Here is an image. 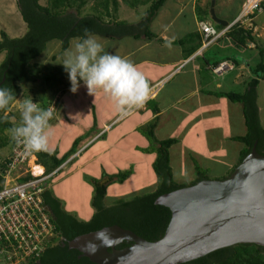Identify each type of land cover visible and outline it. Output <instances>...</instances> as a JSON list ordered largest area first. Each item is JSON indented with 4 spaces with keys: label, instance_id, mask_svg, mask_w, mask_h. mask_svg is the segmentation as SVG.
Returning <instances> with one entry per match:
<instances>
[{
    "label": "crops",
    "instance_id": "obj_1",
    "mask_svg": "<svg viewBox=\"0 0 264 264\" xmlns=\"http://www.w3.org/2000/svg\"><path fill=\"white\" fill-rule=\"evenodd\" d=\"M149 1L150 0H147V3L140 6H146L149 4ZM172 1L173 0H167L151 22L152 25L149 27L153 35L151 38H146L144 36L137 39L126 37L119 39L118 42L120 44L117 43L116 46H111L107 48V50L104 47V50L109 54H113L112 52L118 49L117 51L119 52H117V55L126 58L136 65L138 70L142 72L148 80L152 87V96L143 108L136 109L129 116L123 118L119 115L116 108H114L109 115L105 116V109L102 110L101 106L103 105L105 107V101L102 95L105 93L100 91L95 96L90 95L95 107L101 104L98 105L96 109H92L95 110L92 113L93 117L89 116L82 122L78 120L80 117H75L70 120V123H77V128L65 125L64 114L67 110L58 111L56 117L52 118L54 119L53 122L52 119L50 120L49 123L52 126L50 138L53 141L49 142L48 152H55L57 159L69 155L70 152L73 154L64 161V163H66L69 160L64 168L61 169V171H64V169L68 170L67 178H73V175L77 173L76 169L94 171L96 175L97 173L95 170L97 169V164L91 167L89 165L98 163L102 155L106 153L107 148L112 149L118 142L124 140H127L125 141L126 146L132 145V149L127 150L129 153L138 157V160L143 161L149 158L148 165H150L153 171L152 164L156 159V154H148L146 152L143 154V151L148 149L149 144L144 136L137 133L138 129L142 130L153 121H155L153 134L157 141L168 139H174L176 141L168 150L169 163L175 161L174 168L170 167L172 179L175 183L183 184V182L179 181L178 183L174 180L173 171L177 170L178 167L182 165L187 168L190 167V157L193 155L200 160V165L203 161L207 163H213L211 161H216L221 164L227 163L225 169L221 172V179L227 177L230 171L236 166L238 154L242 149L241 144L232 140L236 137V131L232 130L229 126L228 133L230 135L224 138L227 139V141L224 139L221 141L218 140V144L223 147L222 151L213 153L215 155L209 157L211 154H208L209 151L207 146L210 143L211 137H209L208 131L205 130V128L207 129L205 124L206 119H204L203 122L202 117H205V113L208 109L212 110L213 108L215 112H221L222 115H226V118L235 126L236 102L229 101L225 95L236 94L237 83L242 82L245 85V82L247 83L255 78L256 75L253 74L252 69L258 64L259 53L257 54L254 43H248L245 49H237L236 45L228 41L227 38L226 40L225 38H220L222 40L219 39L206 45L200 26L201 24H209L212 21L209 14L211 6L210 1L193 0L192 5H190L187 10L182 9L181 11H176V9H173L169 14L164 10L169 2L174 4L177 0ZM216 1L217 0H215L213 5L214 14L218 19L227 23L230 22L228 17L232 15L235 17L239 13L241 4L243 3V0H233L230 2L220 0V11H215ZM234 1L237 2L236 7L233 6ZM118 3L122 4L120 0H118ZM137 8L136 6L132 9ZM203 10H207L210 18L202 15ZM185 11L190 15L189 24L172 28L173 19L182 17ZM163 16L172 20L168 21L166 18L165 21H163V19L161 21ZM141 17L132 22H122L129 24L137 23ZM255 20H257V16L251 20L250 25H247L248 28L244 26L243 28L249 29L257 43L264 49V22H260L259 25H257ZM72 40L75 42L77 41V39ZM72 40L70 44L73 43ZM127 42H133L132 47L129 46ZM102 45L104 46L103 43ZM122 50L124 52H122ZM244 51L248 53V56H243L242 53ZM240 55L242 57L239 58ZM236 58H239V61H237ZM220 65L223 69L214 72V69ZM85 87L86 85L81 80L78 89H84ZM219 107H221L220 110ZM67 113L74 114V110H70ZM96 121L99 122L100 125L94 127V122ZM83 123L88 124L87 126H83ZM192 126H199L194 130V133L190 135L197 138L195 139L199 145L193 140L192 143H190L194 146L192 147L193 150H187L183 142H185L184 138L189 133L188 130H192ZM159 131H162L164 135L162 138L164 139H158L157 133ZM245 132L246 131H244L243 135H245ZM129 137L132 138L131 142ZM61 138L62 143L60 145ZM133 140L135 141L133 142ZM135 142L137 143L133 145ZM236 143L239 144L237 149ZM226 144L232 145L235 148L233 154H236V156L233 155V158L230 156V153L226 156L228 154V152H225L224 148ZM201 145L206 146V152L199 150L198 146ZM95 148L98 149L93 153L89 152L90 149L93 150ZM138 148H141V150ZM117 156L119 157L120 155ZM92 167L95 169L91 170ZM192 177L193 179L189 178L186 182L193 181L195 176ZM155 179L154 186L151 187L150 185L151 190L149 193L154 191L157 187V178L155 177ZM47 191L50 192L49 190ZM125 194L128 195V191H126ZM51 196L54 197L53 194H51ZM138 196L141 195L138 194ZM66 213L70 214L68 211H66ZM93 214H89L85 220L75 218L79 221H88Z\"/></svg>",
    "mask_w": 264,
    "mask_h": 264
},
{
    "label": "trees",
    "instance_id": "obj_2",
    "mask_svg": "<svg viewBox=\"0 0 264 264\" xmlns=\"http://www.w3.org/2000/svg\"><path fill=\"white\" fill-rule=\"evenodd\" d=\"M90 1L49 0L47 6L43 7L39 4V0H16L19 14L26 25V32L19 38H9L6 33H0V53H5L4 60L0 63V88L11 89L13 95L17 97L18 94L16 95V93L19 89L17 84L25 81L35 82L34 76H36V73L31 69L35 67L31 63L44 53L47 44L57 41L60 44L61 51L65 52L72 39L84 36V29L90 30L94 36L106 39L119 40L126 37L137 39L141 36L151 38L153 35L149 28L150 24L167 0H150L144 16L141 17L139 22L133 24L116 21L115 14L118 9V0H99V8L95 9L94 13L81 15V11ZM120 1L131 8L138 5V3L133 2V5L129 4L131 0ZM145 3H147V0L141 1L140 5ZM238 14L230 22L236 19ZM202 15L210 18L207 10H203ZM209 24L217 31L223 28L213 21ZM223 36L220 38H225V40L227 38L228 41L236 45L237 49H245L248 43H254L260 59L252 69L257 79L253 78L248 81L244 93L225 95L231 102L241 103L243 108L245 135L232 139L242 145L237 158L236 165H238L250 153L254 144L256 152L264 156V128L260 125L256 105L258 76H260V73H264V49L251 35V31L244 29L240 23H236ZM23 99L19 96L17 102L19 103ZM35 100L34 98L33 102L38 103ZM11 106L14 107V104L7 109L0 110V149L6 146L9 149L14 141L13 139L9 141L7 138L11 134L10 130L15 127L10 120L12 115H15ZM43 107L46 108V105ZM154 128L155 121L143 128L142 131L151 141L147 151L156 154V159L152 164L153 172L157 177L155 190L141 196H135L128 201H117L111 206H105L103 200L106 195V187L109 183L115 181H125L128 174L119 173L110 176L106 180L107 185L100 183L95 186L94 200L92 201L95 212L88 221H79L74 216L66 213L62 209L59 200L52 197L47 190L44 191L42 200L44 206L51 210L55 218L53 223L57 243L48 247L38 260L30 261L29 264H94L86 257L81 256L78 251L69 249L68 242L80 235L109 226H118L129 230L149 242L157 241L163 236L170 221L171 213L168 208L155 204L157 198L180 188L194 185L201 180H209V178L205 172L195 165V180L183 184L175 183L169 167L168 150L176 141L174 139L157 141L153 134ZM35 155L37 164L41 165L45 169V173L48 174L60 167L73 154L70 152L69 155L61 159L56 158L55 152H38ZM4 165L5 163L0 165L2 173L5 168ZM1 181L2 177L0 176V183ZM125 246V244H121L117 246V249ZM230 249L236 252L233 260L234 258L240 259L237 264H264V257L260 256L258 252L261 247L255 245H236L215 251L209 256L218 255ZM205 258L196 259L192 263L206 264ZM215 264H233V261L232 258L222 259L220 257Z\"/></svg>",
    "mask_w": 264,
    "mask_h": 264
},
{
    "label": "rangeland",
    "instance_id": "obj_3",
    "mask_svg": "<svg viewBox=\"0 0 264 264\" xmlns=\"http://www.w3.org/2000/svg\"><path fill=\"white\" fill-rule=\"evenodd\" d=\"M48 1L49 0H39V4L45 7L47 6ZM141 1L143 0H131V2L129 3L132 5L133 3L135 4L138 3L137 9L129 8L124 3L118 4V9L115 14L116 21L132 22L143 16L149 4L142 7L140 6ZM209 1L211 5L212 0ZM219 1L220 0L216 1L215 11H220ZM230 1L233 0H226V2H230ZM236 1H234L233 3V6L235 7L237 5ZM98 2L99 0H91L90 3L81 11V15L94 13L95 12L94 10L99 8ZM192 2L193 0H177L174 4L169 2L165 6L166 9L164 11L170 14L173 11V9H176V11L178 10L181 11L182 9L187 10L189 6L192 5ZM244 2L245 0H243V3ZM263 12L264 11H261L259 13H256L255 15L257 16V20H255L257 25H259L260 22H264ZM209 14H210V10H209ZM166 18L168 19V17L163 16L161 18V21L162 19L163 21H165ZM233 18L234 15L228 17V20L231 21ZM169 20L172 19H168V21ZM189 21H190V15L188 12L185 11L182 14V17L173 19L172 28L182 25L186 26L189 24ZM247 25H248L247 22L244 23V27L248 28ZM1 32L6 33L9 38L22 37L26 32V25L22 21L21 16L19 14L16 5V0H0V33ZM95 37L97 38L99 43L104 44L103 48L105 47L106 50L107 48L111 46H116L117 43H119L118 40L103 39L98 36ZM72 41L73 43L69 45V48L75 43L74 40ZM127 43L129 46L132 47L133 42H127ZM106 50L104 51L107 52ZM117 50L118 49H116L112 53L114 55L115 54L117 55L118 54L117 52H119ZM122 52L124 51L122 50ZM64 53L65 52L61 51L60 44L57 41H52L48 43L44 53H42V55H40L37 59H35L31 63V65L35 67V68H31L32 71L36 73V76H34L35 82L25 81L20 84H17L19 86L18 87L19 89L18 92L16 93V95L18 94L16 98L17 101L19 99V96H21V98L22 97L32 98L33 100L35 98L36 99L35 101H38V103L41 104V107H43L44 105L48 106L51 103L53 110V118L56 117V113L58 111L67 110L68 112L70 110H74V114H68L67 112L64 114V120H65L64 123H66L65 124L66 126L69 127L72 126L74 128H77L76 127L77 123L76 122L70 123V120L75 117H80L78 120L82 122L89 116L93 117L92 113L95 110L92 109H96L98 105L101 104H98L95 107L94 102L91 100V96L89 94L87 87H85L84 89H78L75 93L71 91V81L69 75L65 71L64 66L59 64L62 62ZM242 54L243 56H248V53L245 51ZM257 54H258V50H257ZM4 57H5V53L4 52L0 53V63L4 60ZM240 57L242 56L240 55L239 58ZM239 58H236L237 61H239ZM259 61L260 59L258 60V62ZM222 69L223 68H220L219 71H221ZM259 75H260L258 76L259 83L256 88V105L258 108L260 125L264 128V73L263 74L260 73ZM254 79H257V77L255 76ZM247 83L245 82V85L242 82L237 83L236 94H243L244 89H246ZM102 95H103V100L105 101L104 103L105 107L103 105L101 106H102V110L105 109L104 112L106 116L113 111L115 106L106 94H102ZM11 107L15 115L13 114L10 120L11 122L14 123L13 124L14 126H17L20 122V110L16 111L17 107H13V106ZM220 108L221 107H219V110ZM242 110H243L242 104L236 103L235 126H233V124H231V121L226 118V115H222L221 112L218 111L220 113L219 115V113L215 112L213 108L212 110L208 109V111L205 113V117L204 116L202 117L203 122L204 119H206L205 124L207 129L205 128V130L208 131V135L209 137H211L210 143L207 146L209 151L208 154H211L209 155V157L215 155L213 153H218L222 151L223 147L218 144V140L221 141L224 138H226L225 136L230 135L228 133L229 126L231 127L232 130L236 131V137H238L237 135L243 136L244 131H246V127L245 124L243 123L244 118H243ZM53 120L54 119H52V122ZM87 124L88 123H83L82 125L87 126ZM99 125H100L99 122L97 121L94 122V127ZM198 127L199 126H192V130H188L189 133L184 138L185 142H183V144L186 146L187 150H193L192 147L194 146L190 144L192 143L193 140L197 145H199V143H197L196 141L197 138L195 137L196 138L195 139L193 136H190L194 133V130ZM137 133H140V135L144 136L147 139L148 144H151L150 139L147 138V136L141 129H138ZM157 136L158 139L160 140L164 139L162 138L164 136L162 131H159L157 133ZM7 138L9 141L12 140L11 134L8 135ZM165 138H169V137H165ZM129 140L131 142L132 138L129 137ZM224 140L227 141V139ZM51 141L53 140L50 138L49 142ZM125 141L127 140L118 142L116 146H114L112 149L107 148L106 153L102 155L101 160L98 161V163H92V165H89L91 167L97 164V169L95 170V172L97 173L96 175L94 174V171H87L86 169L83 170L76 169L77 173L73 175V178H69V177L67 178L68 170L64 169V171L62 170L59 174H57L47 182V190H49L51 194H53V196L59 200V202L61 203V207L65 211H68L72 216L76 217L77 219L85 220V218H87L89 214L91 213L93 214L95 212V209L92 205V201L94 200L93 197L95 193L94 189L96 184L104 183L107 185L108 183H106L107 182L106 180H108L110 176L118 175L119 173L122 174L127 173L128 177L123 182L115 181L114 183H109V185L106 187L107 190L103 202L105 206H111L117 201H128L134 196H138V194L143 195L149 193V191L151 190L150 185L151 187H153L156 181L155 179L156 175L151 170L150 165H148L149 158H146L143 161L138 160V157L128 152L127 149H132V145L126 146ZM134 141L135 140H133V142ZM61 143H62V138L60 145ZM136 143L137 142L133 143V145ZM238 145L239 144L236 143V149ZM198 147L199 150H202V152L205 151L206 148L205 145H201ZM224 148H225V152H228L226 156H228L230 153V156H232L233 158L234 155L233 152H235V148L232 145H227V144L224 146ZM97 149L98 148H95L93 150L90 149L89 152L93 153ZM138 149L141 150V148ZM7 150H8L7 146L5 148H1L0 154L2 155L5 154ZM175 151L177 152L176 149ZM145 152L151 154L152 151H147L145 149L143 151V154ZM117 155L120 156L118 157ZM234 156H236V154ZM211 162L213 163H207L203 161L202 164L200 165L199 164L200 160L197 159V157L195 158V156L193 155L190 157V162H189L190 167L187 168L186 166L180 164L182 166L178 167L177 170L173 171L174 180H176L178 183L179 181L184 183L188 181L189 178L193 179L192 176L196 177L194 170L195 165H197L203 172H205L210 180H221V172L223 169H225L227 163L221 164V163H217L216 161H211ZM174 165H175V161L169 163V167L171 168L172 167L174 168ZM93 169L95 168L92 167L91 170ZM126 191H128L129 193L128 195L125 194Z\"/></svg>",
    "mask_w": 264,
    "mask_h": 264
},
{
    "label": "water",
    "instance_id": "obj_4",
    "mask_svg": "<svg viewBox=\"0 0 264 264\" xmlns=\"http://www.w3.org/2000/svg\"><path fill=\"white\" fill-rule=\"evenodd\" d=\"M214 2L211 19L226 27L214 14ZM155 204L171 213L159 240L149 242L109 226L76 237L68 248L94 264H184L236 245L264 248V156L254 144L224 179L201 180L158 197ZM121 244L126 246L117 249Z\"/></svg>",
    "mask_w": 264,
    "mask_h": 264
},
{
    "label": "built area",
    "instance_id": "obj_5",
    "mask_svg": "<svg viewBox=\"0 0 264 264\" xmlns=\"http://www.w3.org/2000/svg\"><path fill=\"white\" fill-rule=\"evenodd\" d=\"M261 11H264V0H246L236 19L221 30L201 24L205 44L218 40L236 23L250 25L252 16ZM220 68L221 65L214 72ZM15 107L16 111L20 110L19 105ZM67 162L46 174L37 164L35 153L25 154L15 141L5 154H0V165L5 163L3 173L0 171V264H29L57 243L53 219L43 204L42 193L47 190V182ZM34 166L41 167L42 172L34 174Z\"/></svg>",
    "mask_w": 264,
    "mask_h": 264
},
{
    "label": "clouds",
    "instance_id": "obj_6",
    "mask_svg": "<svg viewBox=\"0 0 264 264\" xmlns=\"http://www.w3.org/2000/svg\"><path fill=\"white\" fill-rule=\"evenodd\" d=\"M59 64L69 75L73 93L82 80L90 95L105 93L122 118L143 108L152 96V87L138 67L126 58L105 52L88 29H84V36L65 51ZM11 104L19 105L20 109V122L10 130L12 139L25 154L48 152L52 134L49 122L53 118L51 103L46 108L34 103L32 98L18 103L11 89L0 88V110Z\"/></svg>",
    "mask_w": 264,
    "mask_h": 264
},
{
    "label": "flooded vegetation",
    "instance_id": "obj_7",
    "mask_svg": "<svg viewBox=\"0 0 264 264\" xmlns=\"http://www.w3.org/2000/svg\"><path fill=\"white\" fill-rule=\"evenodd\" d=\"M228 248V247H227ZM224 249V248H223ZM216 251H218V250H216ZM258 252H259V254H260V256H263L264 257V248H261V250H258ZM212 253H215V251L214 252H212ZM212 253H209V254H207V255H205L204 257H206L205 258V262H206V264H215L216 262H217V260H218V258H220V257H222V259L224 258V259H231L232 258V261H233V264H237L238 262H239V260L240 259H238L237 257V259H235L234 258V260H233V257H235L236 256V252H234V251H232V249H230L229 251H226V252H224V253H221V254H214L213 256H209V255H211ZM202 258V257H201ZM199 259V258H198ZM195 260H193V261H190V262H187V264H193L192 262H194ZM225 262V261H224ZM185 264V263H184Z\"/></svg>",
    "mask_w": 264,
    "mask_h": 264
},
{
    "label": "bare ground",
    "instance_id": "obj_8",
    "mask_svg": "<svg viewBox=\"0 0 264 264\" xmlns=\"http://www.w3.org/2000/svg\"><path fill=\"white\" fill-rule=\"evenodd\" d=\"M33 172H34V174L37 175V174L42 172V169H41V167L34 166L33 167Z\"/></svg>",
    "mask_w": 264,
    "mask_h": 264
}]
</instances>
